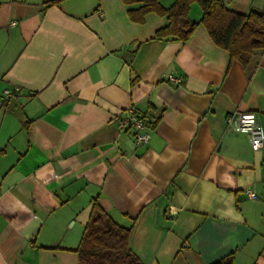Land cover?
<instances>
[{"label": "crops", "instance_id": "obj_1", "mask_svg": "<svg viewBox=\"0 0 264 264\" xmlns=\"http://www.w3.org/2000/svg\"><path fill=\"white\" fill-rule=\"evenodd\" d=\"M223 1L264 9V0ZM139 5L0 0V264H79L95 201L131 229L145 264L230 253L233 264H264V145L253 150L223 121L251 110L264 129V51L227 69L202 24L186 42L159 40L166 19L131 20ZM201 15L193 2L189 17ZM128 107L156 120L148 143L118 128Z\"/></svg>", "mask_w": 264, "mask_h": 264}, {"label": "trees", "instance_id": "obj_2", "mask_svg": "<svg viewBox=\"0 0 264 264\" xmlns=\"http://www.w3.org/2000/svg\"><path fill=\"white\" fill-rule=\"evenodd\" d=\"M124 1L127 4L140 3L127 10L129 18L135 22H142L148 12L166 19V23L154 32L153 38L159 40L186 42L202 24L211 42L228 53L227 69L233 61L247 68L255 54L264 51V9L240 13L228 8L223 0H175L167 7L159 0ZM193 2L202 10L199 21L189 17ZM148 122L150 128L156 124V120ZM130 232L129 227L114 222L95 201L76 249L79 264H145L129 246ZM209 264H233V254Z\"/></svg>", "mask_w": 264, "mask_h": 264}, {"label": "built area", "instance_id": "obj_3", "mask_svg": "<svg viewBox=\"0 0 264 264\" xmlns=\"http://www.w3.org/2000/svg\"><path fill=\"white\" fill-rule=\"evenodd\" d=\"M168 79L176 83L179 81L178 77L170 74ZM12 95V91L8 89L4 91V96L7 100ZM223 121L233 130L247 134L253 150H258L264 145V129H262L254 111L235 109L226 113ZM117 126L120 129H131L136 144H146L150 140L151 128L148 119L139 114L133 107H128L119 114ZM245 192L249 197H255V193L250 189L245 190Z\"/></svg>", "mask_w": 264, "mask_h": 264}, {"label": "water", "instance_id": "obj_4", "mask_svg": "<svg viewBox=\"0 0 264 264\" xmlns=\"http://www.w3.org/2000/svg\"><path fill=\"white\" fill-rule=\"evenodd\" d=\"M8 108L13 111V113L19 118L24 119L23 111L21 108V104L17 100L16 97H11L8 100Z\"/></svg>", "mask_w": 264, "mask_h": 264}]
</instances>
